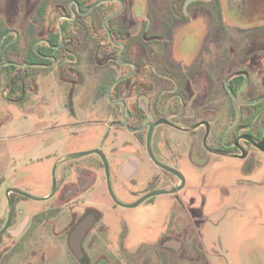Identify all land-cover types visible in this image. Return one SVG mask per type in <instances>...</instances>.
<instances>
[{
    "label": "rangeland",
    "instance_id": "1",
    "mask_svg": "<svg viewBox=\"0 0 264 264\" xmlns=\"http://www.w3.org/2000/svg\"><path fill=\"white\" fill-rule=\"evenodd\" d=\"M100 1L0 0V49L4 53L0 58V181L8 182L3 187L19 177L27 194L41 198L50 186L56 157L90 151L103 141L110 125L105 97H95L94 101L89 93L129 73L132 67L124 62H131L135 72L119 88L127 92L130 105H137L139 95H145L141 103L146 119L167 113L168 72L193 70L194 61L200 63L211 88L207 101L219 104L231 103L223 85L235 75L240 79L249 76L252 87L264 78L245 69L247 60L243 61V57L264 56V0H118L122 10L110 25L113 44L103 24L109 28L105 19L116 14L121 5ZM94 4L97 6L91 10ZM77 8L81 13L91 11L81 16ZM59 27L63 46L47 50L44 54L52 59L39 64L35 49L45 47L39 41L50 39L57 45L61 40ZM16 35L18 45L9 49V41ZM33 43L37 54L31 55ZM119 44L125 46L120 59ZM69 93L75 94L72 114L67 108ZM254 97L256 93L249 90L239 99L250 101ZM113 115L115 119L119 116ZM110 130L109 138L119 129ZM115 137L121 142L127 136L119 131ZM109 142L106 140L102 151H110ZM72 162L56 168V179L65 170L71 172ZM217 162L218 168L209 165L203 171L185 167L192 187L188 203L198 208L203 196L206 216L193 224L198 234L192 233L184 252L160 251L154 256L141 251L144 243L156 241L167 219V195L157 197L158 208L143 205L104 213L103 223L109 227L105 239L114 263L264 264V159L248 169L237 159L221 157ZM100 194L103 203L112 206L105 187ZM114 194L122 203L131 202L119 192ZM23 206L33 213L45 208L44 202L29 199ZM72 213L69 206L60 208L57 225L63 227V239L71 228ZM4 214L0 204V221ZM24 215L29 218L32 214ZM195 241L201 242L200 252L192 249ZM8 242H0V264H12L8 253L3 254Z\"/></svg>",
    "mask_w": 264,
    "mask_h": 264
},
{
    "label": "flooded vegetation",
    "instance_id": "2",
    "mask_svg": "<svg viewBox=\"0 0 264 264\" xmlns=\"http://www.w3.org/2000/svg\"><path fill=\"white\" fill-rule=\"evenodd\" d=\"M76 12L81 16L84 14L78 8ZM16 40L17 35L9 43H16ZM39 42L53 50H59L64 44L63 36L57 45L50 39ZM124 50L125 46L123 52ZM42 57L52 59L47 54ZM244 60H247L244 62L245 69L249 68L264 76V56L243 57ZM122 64L132 67L131 71L112 79L108 87L89 93L94 101L95 97H105V112L109 115L107 121L110 125L107 126L103 141L90 150H98L99 153L92 152L71 160V172L65 170L64 175L58 179L55 177L53 192L51 179L48 191L39 201L44 202L45 208L33 213L23 206L25 199H33L19 193L27 194L21 182L22 178L17 177L13 184L6 187L3 185L8 182L1 181L0 204L4 206L5 214L0 221V242L9 241L8 249L3 254L8 253V261L12 264H115L105 239L109 235V227L103 223L104 213H111L117 208L135 209L143 205L147 209L158 208L157 197L162 195L148 197L132 207L140 199L156 191L170 192L164 194L168 196L165 202L170 204V210L159 229L156 241L144 243L141 251L154 256L160 251L167 254L184 252L188 249L187 242L192 233L198 234L193 224L206 216L203 196L198 208H191L188 203V193L192 187L185 167L190 166L193 171H203L209 165L218 168L217 161L224 157L244 161L248 169L251 164H260L262 158L264 159L263 77L259 85H254L253 88L248 84L249 76L240 79L239 75H235L223 85L226 95L232 97L231 103L219 104L216 101H207V92L211 88H208V80L201 71L200 63L194 61L191 63L193 70L168 72V78H165L170 86L167 113L157 114L158 116L153 114V119H146L147 113L141 103L145 101V95H139L141 99H137V105H130L127 103V92L119 88L135 72V66L131 62ZM209 85L212 87L210 83ZM249 90L256 93V97L250 101H241V93ZM74 95L68 94L67 108L70 114L73 112ZM113 113H118L119 119H115ZM111 117L113 118L110 119ZM162 120L167 124L156 125L150 130L149 125ZM111 127L119 130L112 131L109 138ZM119 131L127 136L121 142H117V136L115 137V133ZM148 138L150 151L147 146ZM106 140L111 141L108 143L109 152L101 150ZM66 155L69 154L62 156ZM62 156L56 157V162ZM68 162L70 161L65 163ZM103 187L111 201L110 207L103 203L100 194ZM113 188L114 193L119 192L120 196L129 198L131 202H120V198L113 193ZM112 196L119 204L113 201ZM66 206L71 207L73 213L70 215L71 228L63 239V227H58L57 223L61 216L60 208ZM191 209L198 211L192 214ZM29 211L32 214L29 218L26 215L21 216ZM19 217H22L20 221ZM80 226L85 228L77 239L74 233ZM74 235L77 245L72 249L70 239ZM192 246L194 251H201V242L195 241ZM64 250L66 254L63 255ZM156 264H160L159 261Z\"/></svg>",
    "mask_w": 264,
    "mask_h": 264
},
{
    "label": "water",
    "instance_id": "3",
    "mask_svg": "<svg viewBox=\"0 0 264 264\" xmlns=\"http://www.w3.org/2000/svg\"><path fill=\"white\" fill-rule=\"evenodd\" d=\"M109 1H117V2H119L118 0H101L100 2H109ZM119 3H120V5H121L120 10H119L116 14L107 17V18L105 19V22L108 21L110 18H114V17H116V16L121 12V10H122V3H121V2H119ZM96 6H97V4H94V5L92 6L91 10H93ZM91 10H89L88 12H86V13H84V14H82V15H87V14H89ZM78 12H79V11H78ZM73 16H74V14H73ZM103 27H104V29H105V31H106L107 36L109 37V40L113 43V40H112L111 34H110V32L108 31V29L106 28L105 23L103 24ZM59 31H60V35H61V39H62V31H61V27H59ZM120 46H121V51H120V53H119V55H118V59H120V57H121V55H122V53H123V49H124V45H123V44H121ZM0 53H1V52H0ZM13 64H14V63H13ZM20 66H21V65H20ZM133 69H134V66H133ZM164 123L167 124L166 121H164V120L159 121V122H156V123H154V124H151V125H149V126H150V130H151L154 126L159 125V124H164ZM149 139H150V138H148V140H147L148 151H150V149H149V142H150V140H149ZM92 152L99 153L98 150H95V151H89V152H81V153H76V154H69V155L64 156V157L61 158L60 160H58V161L55 163V165L53 166V169H52V188H51V191L53 192V191L55 190V169L57 168L58 165H60V164H62V163H65V162H67V161H71V160H74V159H77V158H81V157H83V156H86V155H88V154H91ZM19 193H20L21 195L25 196V197H28V198L33 199V200H36V201H41V200H42V199H40V198H34V197H31V196H29V195H27V194H25V193H23V192H19ZM169 193H170L169 191H156V192H153V193H151V194H149V195H146V196L143 197L142 199H140L137 203H135L134 205H132V207H134V206L140 204L141 202H143L144 200H146L148 197H151V196H158V195H164V194H169ZM112 198H113V201H114L115 203L119 204V202H118L113 196H112ZM9 204H10V203H9ZM84 228H85L84 226H80V227L77 229V231L74 233V234L76 235L77 239H78V237H80V235L83 233ZM75 235L72 236L71 239H70V246H71L72 249H74L75 244L77 245V239L75 240V238H74ZM72 241H73V243H72ZM75 252L77 253V250H76V249H75Z\"/></svg>",
    "mask_w": 264,
    "mask_h": 264
},
{
    "label": "trees",
    "instance_id": "4",
    "mask_svg": "<svg viewBox=\"0 0 264 264\" xmlns=\"http://www.w3.org/2000/svg\"><path fill=\"white\" fill-rule=\"evenodd\" d=\"M83 12V11H82ZM107 23H108V25H109V28H108V30H109V32L111 33V36L114 34V30H113V28L112 27H110V25L113 23V18H111V19H109L108 21H107ZM2 37H3V34H1L0 33V40L2 39ZM18 45V43H11V44H9V46H8V48L9 49H11V48H14L15 49V47ZM34 45V43L31 45V47H30V49H29V52H30V54L31 55H34L36 52H35V50H38V52H39V55L37 56L38 57V63L39 64H45L44 63V61H45V59L42 57L43 55H45L44 53L47 51V50H49V51H51V50H53L51 47H48V46H46L45 44H44V49L41 47V49H40V47H38L37 49H35V50H33L32 49V46ZM37 46H39V44L37 45ZM43 50V51H42ZM0 51H1V49H0ZM4 54V53H3ZM2 53L0 54V58H2L3 55ZM37 54V53H36ZM34 64V63H33ZM13 90V89H12ZM21 90H23V93L26 91V87L24 86V88L22 87L21 88ZM23 101V98L22 97H20L19 98V102L20 101ZM21 101V102H22ZM0 183H1V181H0Z\"/></svg>",
    "mask_w": 264,
    "mask_h": 264
}]
</instances>
